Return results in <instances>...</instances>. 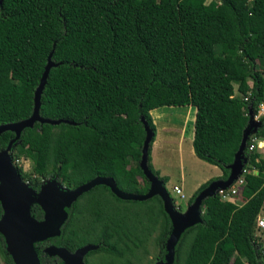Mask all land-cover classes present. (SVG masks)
Wrapping results in <instances>:
<instances>
[{"label":"trees","instance_id":"16d2710c","mask_svg":"<svg viewBox=\"0 0 264 264\" xmlns=\"http://www.w3.org/2000/svg\"><path fill=\"white\" fill-rule=\"evenodd\" d=\"M204 1L0 0V126L31 117L52 64L38 115L60 123L36 121L17 138L0 134V152L11 144V160L28 185L34 219H43L37 197L52 180L74 190L107 178L122 193L148 194L140 165L148 133L146 166L166 189L167 178L151 162L150 111L191 106L194 154L221 175L187 204L211 183L226 181L239 154L250 173L245 203L217 194L202 200L201 221L178 236L171 264H263L264 230L257 235L256 220L264 205V157L249 147L252 138L264 140V117L250 126L264 98V0ZM21 158L32 173L17 163ZM65 213L59 236L33 243L40 264H64L44 253L50 246L69 253L94 247L85 264H144L151 249L157 251L152 262L165 261L173 225L160 195L123 199L99 184ZM0 258L13 264L1 234Z\"/></svg>","mask_w":264,"mask_h":264},{"label":"water","instance_id":"95a60500","mask_svg":"<svg viewBox=\"0 0 264 264\" xmlns=\"http://www.w3.org/2000/svg\"><path fill=\"white\" fill-rule=\"evenodd\" d=\"M52 64L47 63L45 73L42 76L39 87L35 92L34 110L31 117L25 121L0 126V134L5 131H12L16 134V138L20 132L27 127H32L33 123L39 121L40 123L59 124L60 121H50L41 119L38 115L40 106V94L45 84L47 71ZM258 123L251 120L250 126L254 128ZM255 133L249 131L247 134ZM151 139V133H148L143 142L141 169L148 178L151 187L148 194L144 196L125 194L120 192L114 182L107 178H96L89 183L82 185L74 190H67L62 187L55 180L48 181L43 184L37 197V203L43 211V219L38 221L30 214L31 196L28 185L22 181L18 175L16 168L10 157V147L0 152V204L2 207V216L0 218V234L4 238L6 250L10 255L13 264H40L38 256L33 248L34 242L44 241L48 238L60 235V228L66 219L65 208H68L82 193L88 191L90 188L104 184L110 187L112 192L123 199L143 200L154 195H160L164 201V208L166 213L170 216L173 231L170 239L167 242V255L165 261L157 262L155 264H171L173 261L172 246L175 244L178 236L187 228L200 222L201 211L200 206L202 200L206 197L216 195L218 190L228 189L232 183L240 175L243 169V164L246 162L242 155L235 158L231 166V174L229 178L222 182H213L205 190H203L194 203L188 207L185 215L178 213L174 208V203L170 201V197L166 192L162 182L154 177L146 166V156L148 144ZM264 146V142L260 143ZM243 148V147H242ZM91 249L92 246H85L76 250L74 253H69L64 248H57L54 246L47 247L44 250L48 256L59 257L64 264H84L83 257Z\"/></svg>","mask_w":264,"mask_h":264},{"label":"rangeland","instance_id":"374dc122","mask_svg":"<svg viewBox=\"0 0 264 264\" xmlns=\"http://www.w3.org/2000/svg\"><path fill=\"white\" fill-rule=\"evenodd\" d=\"M211 1L214 0H205L204 4L208 5ZM166 107L157 109L158 111H164ZM177 108L179 110H176L174 114H170L168 117V122H165L164 119L161 117H158L156 119V135L155 140L153 144L157 143V152L155 156H157L160 165L163 166L164 175H167L169 177V183L166 184V189L171 195L172 192V184H177L180 182L181 176H185V187L186 190H193L194 185L199 181V176H202V172H206V170H209V168H205L203 164L201 163V160L194 161V158L190 154V141L187 139L181 140L179 137V131L177 129H180L182 127L183 118L179 116L180 112L183 111L184 107H173ZM167 112L170 110L167 108L165 109ZM154 123V122H153ZM165 124H170L168 127H173L174 132L172 135L168 134V132L165 131L166 126ZM172 137L175 138V144L172 146L171 150V140ZM180 140L181 142L177 144V141ZM168 143V145H167ZM152 144V145H153ZM260 151V150H259ZM152 157V156H151ZM154 157V155H153ZM17 163L23 168V171L32 173V166L31 162L27 159H20L17 161ZM205 163V162H203ZM208 164V163H206ZM210 165V164H209ZM130 169H134L133 166L130 167ZM62 186V185H61ZM218 192V191H217ZM188 191L183 192L184 198L179 199L178 197L171 196L174 199V208L177 210H180V206H184L187 201ZM244 201V197L238 198L236 203H242ZM176 204L180 205L177 206ZM241 205V204H239ZM137 207V205H136ZM179 207V208H178ZM262 213L264 214V208L262 209ZM257 235L261 236V232H258ZM157 253L156 250H152L150 254L147 256V260H144V264H154L153 259L155 254ZM149 262V263H148ZM0 264H3L0 258Z\"/></svg>","mask_w":264,"mask_h":264},{"label":"crops","instance_id":"0c3cea01","mask_svg":"<svg viewBox=\"0 0 264 264\" xmlns=\"http://www.w3.org/2000/svg\"><path fill=\"white\" fill-rule=\"evenodd\" d=\"M263 77H264V75H263ZM162 108H164V107H162ZM169 109L170 111L169 112H167L165 109ZM157 109H159V108H157ZM157 109H154V110H151L150 111V115H151V118H152V120H153V122H154V124L156 123L155 121H156V119H158V117H161L162 119H164V121L165 122H168V117H169V115L170 114H174V112L176 111V110H179V109H177V108H173V107H166L165 109H164V111H158ZM183 111H181L180 112V114H179V116L181 117V119L183 118V125H182V127L180 128V129H177V131H179V138L181 139V140H184V139H187L188 138V141H190V144H191V147H190V149H189V151H190V154H191V156L194 158V161H198L199 159L195 156V154H194V151H193V147H192V141H193V136H194V133H193V124H194V121H195V113H196V110H195V108H193V107H191V106H187V107H184V109H182ZM170 124H165V126H166V129H165V131L166 132H168V134H170V135H172L173 133H175L174 131V128L173 127H168ZM155 128H156V125H155ZM235 126H232L230 129H229V131H228V133H227V135H226V140H228V141H231L233 138H234V135H235ZM171 142V150H172V146L175 144V138H173L172 137V140L170 141ZM181 141L180 140H178L177 141V144L178 143H180ZM167 145H168V143H167ZM259 146V148L256 150L257 152H259V154L261 155V157H264V146H260V144L258 145ZM157 148V143L156 144H153L152 145V150H151V162H152V165H153V167H154V169L156 170V171H158V173H159V175L161 176V177H165V178H167V183L166 184H168L169 183V177L167 176V175H164V170L162 169L163 168V166L162 165H160V162H159V160H158V158H157V156H155V154H156V149ZM260 150V151H259ZM153 155H154V157H153ZM199 162H200V160H199ZM201 163L203 164V166L205 167V168H209V170H206V172H202L203 174H202V176H199V181L194 185V187H193V190L191 191V189L190 190H186V187H185V183H186V180H185V176L183 175V176H181V179H180V182L179 183H177V184H172L173 185V187H172V190H173V188L174 187H177V188H179V189H181V191H182V193L183 192H186V191H188V194H187V196H186V198H187V201H186V203H184L185 205L184 206H180V205H178V204H176L177 206H180V210H177L178 211V213H180L181 215H185L186 213H187V211H188V207L190 206V205H188L187 204V202H188V200L190 199V197L193 195V193L202 185V184H204V183H206L207 181H209L210 179H213V178H216V177H219L220 175H221V171L217 168V167H215V166H212V165H209V164H206V163H203V161H201ZM254 173H256V172H254ZM181 200V199H180ZM246 202V199L244 198V201L242 202V203H239V204H243V203H245ZM230 203H232V202H230ZM179 208V207H178ZM264 208V205H263V207H262V209ZM262 209H261V212H260V214H259V216H261V215H263V213H262ZM201 214H202V212H201Z\"/></svg>","mask_w":264,"mask_h":264},{"label":"built area","instance_id":"2783aa9c","mask_svg":"<svg viewBox=\"0 0 264 264\" xmlns=\"http://www.w3.org/2000/svg\"><path fill=\"white\" fill-rule=\"evenodd\" d=\"M251 3L252 0H249ZM261 117H264V98L261 102V104L258 107V110L256 113L253 114L252 116V121L255 123H258L259 119ZM254 135V133L252 134ZM261 143L260 140L256 138L251 139V145L249 147L250 151L254 150L255 148H259V144ZM250 173V170L248 168H244L241 170L240 175H238L237 179L232 183V185L226 189V190H218L216 193L219 198L222 201H227V202H232L235 203L238 198L243 197L242 192H243V187L245 184V176ZM171 196L178 197L179 199H183L184 195L181 191V189L174 187ZM256 227L259 232L264 230V214L259 216L256 220ZM262 263L264 264V255L262 257Z\"/></svg>","mask_w":264,"mask_h":264},{"label":"flooded vegetation","instance_id":"af4514ba","mask_svg":"<svg viewBox=\"0 0 264 264\" xmlns=\"http://www.w3.org/2000/svg\"><path fill=\"white\" fill-rule=\"evenodd\" d=\"M82 203V202H81ZM98 257V256H97ZM156 263V261L154 262V264ZM84 264H85V261H84Z\"/></svg>","mask_w":264,"mask_h":264},{"label":"clouds","instance_id":"9594fccd","mask_svg":"<svg viewBox=\"0 0 264 264\" xmlns=\"http://www.w3.org/2000/svg\"><path fill=\"white\" fill-rule=\"evenodd\" d=\"M260 141H261V143L264 142V140H260Z\"/></svg>","mask_w":264,"mask_h":264}]
</instances>
